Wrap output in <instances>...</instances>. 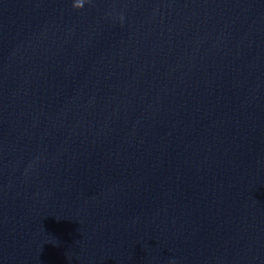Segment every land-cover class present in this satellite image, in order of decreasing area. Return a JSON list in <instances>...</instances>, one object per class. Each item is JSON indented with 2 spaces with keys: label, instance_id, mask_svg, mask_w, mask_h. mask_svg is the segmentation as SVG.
<instances>
[{
  "label": "clouds",
  "instance_id": "9594fccd",
  "mask_svg": "<svg viewBox=\"0 0 264 264\" xmlns=\"http://www.w3.org/2000/svg\"><path fill=\"white\" fill-rule=\"evenodd\" d=\"M86 3H91V0H73L72 2V8L75 10H81L84 8ZM121 23L123 22V16L121 15L119 17Z\"/></svg>",
  "mask_w": 264,
  "mask_h": 264
}]
</instances>
